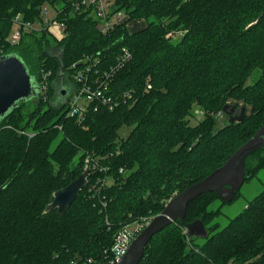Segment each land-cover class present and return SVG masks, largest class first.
<instances>
[{
  "label": "trees",
  "instance_id": "16d2710c",
  "mask_svg": "<svg viewBox=\"0 0 264 264\" xmlns=\"http://www.w3.org/2000/svg\"><path fill=\"white\" fill-rule=\"evenodd\" d=\"M46 3L64 22L63 37L41 27L10 43L13 17L38 22ZM112 7L145 26L101 33L80 0H0V55L16 54L38 88L49 71L43 93L0 119V264H110L119 231L159 213L264 123V0H115ZM123 50L129 56L105 92L117 106L67 115L61 89L77 86L76 65L106 72ZM58 78L61 100L53 102ZM227 104H243V119L228 122ZM196 107L203 116L191 125ZM263 149L246 157L244 182L264 167ZM86 157L98 166L77 197L62 213L45 211L53 192L84 171ZM216 200L230 203L215 192L190 201L184 221L154 234L138 264H264V189L220 229L206 227ZM196 218L206 238L187 236Z\"/></svg>",
  "mask_w": 264,
  "mask_h": 264
},
{
  "label": "water",
  "instance_id": "95a60500",
  "mask_svg": "<svg viewBox=\"0 0 264 264\" xmlns=\"http://www.w3.org/2000/svg\"><path fill=\"white\" fill-rule=\"evenodd\" d=\"M76 66L79 67L80 63ZM38 92V85L24 62L16 54L0 55V119L17 107L19 102L36 97ZM61 94H65V89L61 90ZM237 109L234 104L224 105L223 112L228 115V122L243 119L245 106L242 104ZM263 146L264 123L222 165L171 197L163 209L151 217L135 235L128 249L116 264H138L151 237L172 222H183L187 204L199 195L215 192L222 201L231 202L244 182L246 157ZM89 171V169L84 170L66 186L54 191L52 200L46 205L45 211L56 209L58 213L64 212L85 185ZM186 231L187 236L191 238L208 236V231L200 218L187 223Z\"/></svg>",
  "mask_w": 264,
  "mask_h": 264
},
{
  "label": "built area",
  "instance_id": "2783aa9c",
  "mask_svg": "<svg viewBox=\"0 0 264 264\" xmlns=\"http://www.w3.org/2000/svg\"><path fill=\"white\" fill-rule=\"evenodd\" d=\"M115 0H80L82 9L89 11L90 15L97 21V25L101 33L108 32L113 26L118 24H125L129 31L134 29L129 28V23L132 21L129 19V15L122 10H113L112 6ZM52 9V12H50ZM51 9L43 7L40 11L42 16V28L50 31L54 37L62 38L64 35L65 24L56 18L57 9ZM42 12V15H41ZM40 27V28H41ZM37 30L38 27L29 21L22 19V16L17 13L13 17L12 29L8 37V41L12 44H16L21 34L29 30ZM138 29V28H137ZM136 30V29H135ZM129 56L126 50L120 54L115 67H111L109 71L101 73L100 69H96L92 64L85 63L84 65L76 66V70L72 72L71 79L77 83L76 87H68L66 90V98L63 100L67 115L77 116L78 118L84 116L88 105L96 110L99 105H106L108 109H112L117 106L118 101L112 100L110 96H106L108 84L111 73H114ZM94 72L93 74H90ZM100 74V76H96ZM49 75V71L43 72L42 80L39 82L40 92L43 93L46 90V78ZM149 87V86H148ZM98 162L93 161L91 158L86 157L84 160L83 169H95ZM103 169V168H101ZM121 171V169L119 170ZM109 176L98 178L99 183H106ZM149 219L143 218L140 222H137V226L134 230L127 228L119 231L114 239V243L111 247L112 258L110 264H116L121 256L126 252L135 235L144 227Z\"/></svg>",
  "mask_w": 264,
  "mask_h": 264
},
{
  "label": "rangeland",
  "instance_id": "374dc122",
  "mask_svg": "<svg viewBox=\"0 0 264 264\" xmlns=\"http://www.w3.org/2000/svg\"><path fill=\"white\" fill-rule=\"evenodd\" d=\"M43 7H47L49 9H51V5L46 3V4H43L39 8L40 11H41V9ZM50 12H52V9H51ZM41 15H42V12H41ZM32 24L37 26L38 29H41L40 27L42 26V16L40 17V20L38 22H35V23H32ZM128 26H129L130 29H134V30L137 29V28L140 29L141 27L145 26V21L143 19H136L135 18L129 23ZM134 30H132V31H134ZM47 34H49L54 40L59 41L61 39V38L54 37V35L50 31ZM9 35H10V32L8 34V37H9ZM251 79L252 78H249L247 80V82H250ZM56 85H57V82L55 83V86H54L55 95L53 97V102H56V101H58L60 99V97L57 95V91H58V88H60V89L62 88V87H57L56 88ZM62 89H65V88L63 87ZM238 107H239V105H237V106L235 105V109H237ZM247 110H249V108H247ZM202 116L203 115H202L201 110H199V108H197V107L194 108V110L192 112V116H191V118L189 120V124L194 125L198 119L202 118ZM224 119L226 120V116L223 113H222L221 116L220 115H216L215 120L217 122L215 123L214 128L222 126L223 122L225 121ZM127 133H128V128L122 127L119 130V136H121V137H125L127 135ZM261 157H264V149H263V152H261ZM83 166H84V163H83ZM108 180H110V178H108ZM263 189H264V167H262L255 174L254 177H252L251 179L246 180L245 182H243L242 186L240 187V189H239V191L237 193L236 199H234L232 202L219 204L220 203L219 200H216L214 203L209 205V207L207 209L208 213H210L211 215H216V216H214L213 218L208 220V223L206 224V227L207 226L208 227L209 226L214 227L217 224L218 225V229H220L221 227L226 225L231 218L235 217L239 212H241L242 209L244 207H246V205L249 204V201L252 200ZM155 215L156 214L151 215V217H153ZM150 218H148V219H150ZM136 226H137L136 223H132V224H130L127 227V229L134 230L136 228ZM198 242L201 243V241H198Z\"/></svg>",
  "mask_w": 264,
  "mask_h": 264
},
{
  "label": "flooded vegetation",
  "instance_id": "af4514ba",
  "mask_svg": "<svg viewBox=\"0 0 264 264\" xmlns=\"http://www.w3.org/2000/svg\"><path fill=\"white\" fill-rule=\"evenodd\" d=\"M59 82H60V79H58V84H57V87H59V85H60V83H59ZM57 87H56V88H57ZM237 113H238V111L236 112V114H237Z\"/></svg>",
  "mask_w": 264,
  "mask_h": 264
}]
</instances>
